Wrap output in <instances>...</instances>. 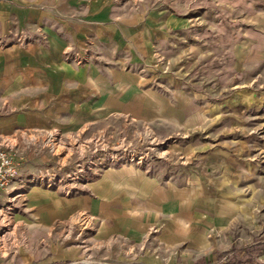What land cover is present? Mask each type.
Returning a JSON list of instances; mask_svg holds the SVG:
<instances>
[{
	"label": "crops",
	"instance_id": "0c3cea01",
	"mask_svg": "<svg viewBox=\"0 0 264 264\" xmlns=\"http://www.w3.org/2000/svg\"><path fill=\"white\" fill-rule=\"evenodd\" d=\"M45 1L60 9L79 4L0 0V33L42 26L49 39L48 46L0 49V136L19 129L88 131L115 115L154 113L163 119L171 100L142 90L143 82H133L130 72L65 63L68 41H83L92 33L98 41L113 43L120 36L115 37L119 34L113 28L108 35L102 24L55 18L33 7ZM100 5L112 3L91 0L90 16L98 15ZM172 5L168 12L156 9L125 18L123 50L130 51L132 39L125 35L133 33L145 53L167 40L186 44L192 62L206 59L203 72L240 78L259 74L264 64V0H174ZM246 91L251 94L247 104L258 105L259 94L252 88ZM185 97L176 93L180 104ZM224 153L217 164L221 169L234 164ZM234 186L229 179L215 182L207 175L181 185L164 182L130 164L106 168L70 197L60 189L31 186L22 207L12 214V227L0 238V264H189L195 255L216 251L220 235L254 215ZM82 212L95 224L85 249L74 225Z\"/></svg>",
	"mask_w": 264,
	"mask_h": 264
},
{
	"label": "rangeland",
	"instance_id": "374dc122",
	"mask_svg": "<svg viewBox=\"0 0 264 264\" xmlns=\"http://www.w3.org/2000/svg\"><path fill=\"white\" fill-rule=\"evenodd\" d=\"M110 1L112 5H100L96 17L89 13L91 0H78L77 6L66 5L63 9L46 1L33 7L55 18L102 24L110 31L108 35L113 28L119 34H114L115 37L120 36L113 43L98 41L90 35L92 33L83 41H68L63 61L75 67L93 65L102 72L126 70L133 82H143L142 90L159 93L172 104L164 109L163 119L156 118L154 113L141 117L126 114L115 115L112 120L88 131L44 129L58 136V145L39 143L25 150L28 162L24 179L15 186L22 190L31 186L60 189L64 196L70 197L106 168L125 164L159 175L164 182L178 181L180 185L190 177L200 179L203 175L215 182L229 179L235 183L238 195L252 206L254 215L244 217L242 224L229 234L220 235L216 251L208 256L195 255L189 264H264V64L259 66V74L242 78L240 74L222 75L217 70L203 72L201 64H206V59L192 62L186 44L176 46L167 40L145 53L138 48V36L133 33L125 35L126 39L129 36L132 39L130 51L123 50L121 35L125 31L122 25L125 18L156 9L168 12L174 0ZM183 12L186 14L185 9ZM89 18H96V22ZM32 28L11 27L0 33V49L48 46L49 39L43 27ZM247 88L259 94L258 105L247 104L251 98ZM176 93L186 96L183 104L179 103L183 100L176 99ZM30 153L32 158L28 157ZM223 153L234 163L227 169L217 165ZM127 155H133L134 160L126 161ZM75 169L84 172L75 183L77 189L66 194L64 187L72 182L64 178L65 174ZM45 174H53L57 180L61 176L64 179L48 186L41 182ZM24 199L25 196L15 201L17 208L22 207ZM94 231L95 224L83 233L80 245L84 249ZM4 233L0 231V237Z\"/></svg>",
	"mask_w": 264,
	"mask_h": 264
},
{
	"label": "built area",
	"instance_id": "2783aa9c",
	"mask_svg": "<svg viewBox=\"0 0 264 264\" xmlns=\"http://www.w3.org/2000/svg\"><path fill=\"white\" fill-rule=\"evenodd\" d=\"M57 137L49 131L32 129H19L11 135L0 136V197L2 198L0 203V231H5L3 236L12 227V214L17 209L15 201L24 197L28 190H22L15 186L18 182H23L24 179L22 168L28 162L24 151L39 145V143L51 144L54 147L58 145L56 143ZM130 156L127 155L129 158L126 157V161L134 160L133 155ZM111 159L115 160L114 158ZM117 161H121V159L117 158ZM83 172L82 169H75L65 174L64 178L72 182L64 187L66 194L77 189L75 183L80 179ZM56 178L53 174H45L41 182L47 183L48 186H54L62 180L63 176L59 177L60 180ZM74 225L79 230L78 235L82 236L86 229L94 226V219L89 214L82 212L77 215Z\"/></svg>",
	"mask_w": 264,
	"mask_h": 264
}]
</instances>
